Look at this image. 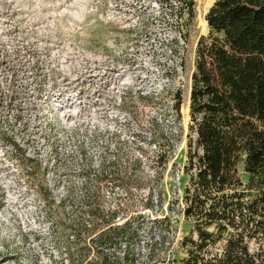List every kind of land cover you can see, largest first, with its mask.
<instances>
[{"label": "rangeland", "instance_id": "1", "mask_svg": "<svg viewBox=\"0 0 264 264\" xmlns=\"http://www.w3.org/2000/svg\"><path fill=\"white\" fill-rule=\"evenodd\" d=\"M193 1L0 0V264L185 256Z\"/></svg>", "mask_w": 264, "mask_h": 264}, {"label": "trees", "instance_id": "2", "mask_svg": "<svg viewBox=\"0 0 264 264\" xmlns=\"http://www.w3.org/2000/svg\"><path fill=\"white\" fill-rule=\"evenodd\" d=\"M182 8L191 21L194 1L181 0ZM208 10L190 92L183 212L191 228L180 242L185 256L172 264H264V0H216ZM181 103L178 91V116ZM115 215L103 218L100 263L87 264L130 261L128 247L116 260L102 249L126 234L129 221L111 226Z\"/></svg>", "mask_w": 264, "mask_h": 264}, {"label": "bare ground", "instance_id": "3", "mask_svg": "<svg viewBox=\"0 0 264 264\" xmlns=\"http://www.w3.org/2000/svg\"><path fill=\"white\" fill-rule=\"evenodd\" d=\"M208 9H209V5L206 4V5L204 6V9H203L202 12L206 13V12L208 11ZM201 21H202L203 26H204L205 28H207L208 25H207V22H206L205 17H204L203 15H201ZM188 105H189V103H188Z\"/></svg>", "mask_w": 264, "mask_h": 264}, {"label": "water", "instance_id": "4", "mask_svg": "<svg viewBox=\"0 0 264 264\" xmlns=\"http://www.w3.org/2000/svg\"><path fill=\"white\" fill-rule=\"evenodd\" d=\"M215 1H216V0H215ZM215 1H214V2H215ZM213 4H214V3H213ZM208 11H209V10H208ZM207 13H208V12H207Z\"/></svg>", "mask_w": 264, "mask_h": 264}]
</instances>
